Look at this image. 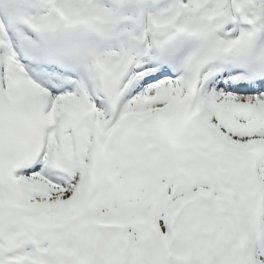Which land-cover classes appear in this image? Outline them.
<instances>
[{
	"label": "snow or ice",
	"instance_id": "obj_1",
	"mask_svg": "<svg viewBox=\"0 0 264 264\" xmlns=\"http://www.w3.org/2000/svg\"><path fill=\"white\" fill-rule=\"evenodd\" d=\"M0 264H264V0H0Z\"/></svg>",
	"mask_w": 264,
	"mask_h": 264
}]
</instances>
